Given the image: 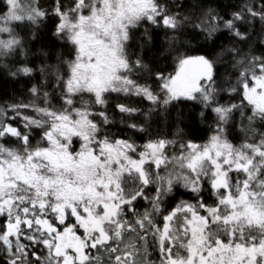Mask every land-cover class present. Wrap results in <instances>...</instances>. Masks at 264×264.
<instances>
[{
	"label": "snow or ice",
	"instance_id": "snow-or-ice-1",
	"mask_svg": "<svg viewBox=\"0 0 264 264\" xmlns=\"http://www.w3.org/2000/svg\"><path fill=\"white\" fill-rule=\"evenodd\" d=\"M0 264H264V0H0Z\"/></svg>",
	"mask_w": 264,
	"mask_h": 264
}]
</instances>
